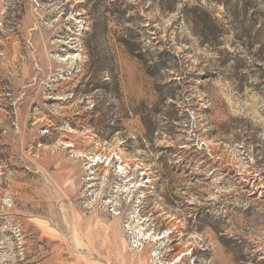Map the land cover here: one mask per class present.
<instances>
[{"label":"rangeland","instance_id":"obj_1","mask_svg":"<svg viewBox=\"0 0 264 264\" xmlns=\"http://www.w3.org/2000/svg\"><path fill=\"white\" fill-rule=\"evenodd\" d=\"M0 264H264V0H0Z\"/></svg>","mask_w":264,"mask_h":264}]
</instances>
